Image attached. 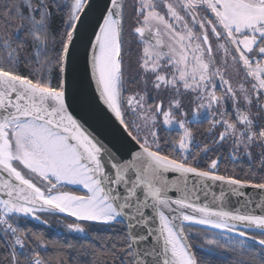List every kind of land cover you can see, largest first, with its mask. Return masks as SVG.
Masks as SVG:
<instances>
[{"label":"snow or ice","instance_id":"6c2138e0","mask_svg":"<svg viewBox=\"0 0 264 264\" xmlns=\"http://www.w3.org/2000/svg\"><path fill=\"white\" fill-rule=\"evenodd\" d=\"M0 264H264V0H0Z\"/></svg>","mask_w":264,"mask_h":264},{"label":"trees","instance_id":"16d2710c","mask_svg":"<svg viewBox=\"0 0 264 264\" xmlns=\"http://www.w3.org/2000/svg\"><path fill=\"white\" fill-rule=\"evenodd\" d=\"M50 223L53 225V228L51 229L52 232H57L61 230L62 226L57 223L56 218H52L50 220ZM46 237H47V232H46ZM52 238H55V237H52Z\"/></svg>","mask_w":264,"mask_h":264}]
</instances>
